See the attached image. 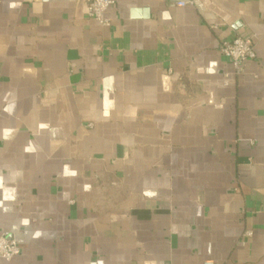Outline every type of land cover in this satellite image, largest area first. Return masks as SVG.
<instances>
[{"label": "crops", "instance_id": "1", "mask_svg": "<svg viewBox=\"0 0 264 264\" xmlns=\"http://www.w3.org/2000/svg\"><path fill=\"white\" fill-rule=\"evenodd\" d=\"M86 1L0 0L10 264H264V0Z\"/></svg>", "mask_w": 264, "mask_h": 264}, {"label": "built area", "instance_id": "2", "mask_svg": "<svg viewBox=\"0 0 264 264\" xmlns=\"http://www.w3.org/2000/svg\"><path fill=\"white\" fill-rule=\"evenodd\" d=\"M114 3L115 0H87V14L102 26H110L111 21L107 17V11ZM179 4L184 5L186 2H179ZM220 51L231 61L234 69L233 72L237 75L245 71V66L248 61L257 57L253 40L241 35L223 40ZM89 126H92V124ZM246 234L251 235V232L248 231ZM20 252L21 247L13 235L9 232L0 234V259L4 260V264H10ZM206 264L213 263L206 262Z\"/></svg>", "mask_w": 264, "mask_h": 264}]
</instances>
